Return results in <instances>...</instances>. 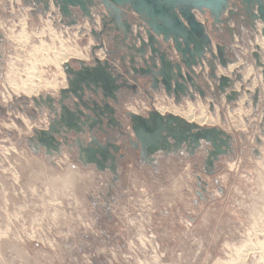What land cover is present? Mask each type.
<instances>
[{
  "label": "rangeland",
  "instance_id": "1",
  "mask_svg": "<svg viewBox=\"0 0 264 264\" xmlns=\"http://www.w3.org/2000/svg\"><path fill=\"white\" fill-rule=\"evenodd\" d=\"M11 1H0V264H264V36L251 39L244 31L246 41L238 39L245 56L244 69L236 71L244 81L236 82L242 95L235 103L216 93L180 103L162 94L129 96L126 103L120 97L118 115L126 136L108 128L107 120V134L94 129L99 142L118 148L109 149L101 171L80 161L78 143L85 141L87 147L88 132L70 135L61 153L35 148L34 131L47 130L55 116L33 99L59 97L67 88L64 65L91 62L92 38L48 17H29L27 9L20 14ZM20 34L28 38L12 39ZM228 38L222 42L234 46ZM61 40L79 47L87 60L70 57L62 63L65 81L59 77V83L65 87L18 94L12 84L27 79L30 54H39L43 46L59 47ZM98 55L104 58L103 52ZM38 67L41 81H51L59 71L51 64ZM157 104L180 109L202 104L216 123L201 126L231 135L232 151L214 167L208 163L212 146L207 143L194 155L184 146L144 160L129 143L128 136H135L127 112L146 116Z\"/></svg>",
  "mask_w": 264,
  "mask_h": 264
},
{
  "label": "water",
  "instance_id": "2",
  "mask_svg": "<svg viewBox=\"0 0 264 264\" xmlns=\"http://www.w3.org/2000/svg\"><path fill=\"white\" fill-rule=\"evenodd\" d=\"M24 3L41 9L44 17L51 13L53 5L60 24L70 29L88 24L94 42L91 62L76 60L77 67L71 63L64 65L68 85L59 91L58 98L47 94L33 99L38 108L48 105L55 116L47 130L34 131L39 143L36 151L45 147L49 154L61 153L70 135L86 136L88 132L91 141L87 147L83 146L85 141L78 143L80 161L84 165L96 164L101 171L106 170L102 161L110 155L109 149L118 148L109 141L106 145L99 142L94 129L100 124L101 131L107 134L104 120L108 128L115 127L112 120L116 119L117 110L113 105L120 104L123 93H136L139 87L146 86L176 103L184 98L195 102L197 95L204 101L216 94L225 96L228 103H235L242 95L235 89L236 82L244 81L242 74L234 71L229 77L218 75V71L221 67L228 72L230 65L238 64L240 58H229L230 49L222 41L228 36L231 44L236 43V37L242 42V27L248 30L251 39L264 36V0H24ZM3 42L0 32V60ZM99 52L106 55L105 59L99 58ZM210 108L213 109L212 103ZM127 115L135 136V140L128 136L129 143L144 160H153L161 152L171 153L184 146L194 155L207 143L212 146L208 150V163L214 167L220 156L232 151V137L221 128L204 127L171 113L162 115L154 108L146 116L133 112ZM122 136H126L125 132Z\"/></svg>",
  "mask_w": 264,
  "mask_h": 264
},
{
  "label": "bare ground",
  "instance_id": "3",
  "mask_svg": "<svg viewBox=\"0 0 264 264\" xmlns=\"http://www.w3.org/2000/svg\"><path fill=\"white\" fill-rule=\"evenodd\" d=\"M30 6H32V4ZM52 8L55 9L53 7V5H52ZM40 12H41V10H40ZM54 13L56 15L58 14L56 9H55V12H51V14H53V16H54ZM26 24L27 23L24 22L23 25L21 26L22 30H23L22 31L23 33H25ZM86 25L88 26V24H86ZM86 25H84L83 27H80L81 25H79L78 27H75V28H78L77 32H78V34L80 36H83L86 31L90 32V27L89 26L87 27ZM81 29H84V31L80 32ZM70 30H72V29H70ZM26 32H27V30H26ZM51 33H53V32L51 31ZM51 35H53V34H51ZM89 35L86 34V35H84V37L88 38ZM27 38L28 37L27 36L25 37L23 34H20V36L12 37V39L14 41H19V42L21 40L27 39ZM92 41H90V43ZM60 42H59L60 43L59 47H57V45H52L50 47L43 46V48H41L42 50H41V52H39V54L37 52L30 54L29 62H31V63H30L29 71L27 72V75H28L27 79L23 80L21 85L12 84L14 90L18 94L23 92V93H26L27 95L30 96L32 94H38L41 91L42 88H48V89L55 90V89H58L60 86H64L65 87L66 86L65 83H64L65 75L63 74V71H62V68H61L62 63H66L70 59V57H72V58L73 57H77V58H82V59L84 58V59L87 60V57L83 53L80 52L81 50L78 49L79 47L73 49L72 47L71 48L67 47L66 44H64L65 41L62 42V40H61ZM89 47H88V49H89ZM90 49H91V47H90ZM90 56H91V54H90ZM105 56L106 55L104 54V59H105ZM39 64L40 65L51 64V65H54L55 67H58L59 71L55 75L54 79H52L51 81H41L42 80L41 79V72L39 70L40 68L38 67ZM59 77H63L64 81H62V83H59L60 82L59 81ZM37 81H39V84L37 83ZM201 105H197V107L194 106V105H189V107H187V109H180V108H178V107H176L174 105L165 106L164 104L163 105H160V104L158 105L157 104L155 107H156V110L159 113H161V114H165L167 112L168 113H172L174 115H177V116H180V117L186 119L189 122H194V123H196L198 125L215 124L216 121L212 117L207 115V113L204 111L205 110L203 108L204 106L203 105L201 106ZM261 249H262V252L264 253V243H263V245H261Z\"/></svg>",
  "mask_w": 264,
  "mask_h": 264
},
{
  "label": "crops",
  "instance_id": "4",
  "mask_svg": "<svg viewBox=\"0 0 264 264\" xmlns=\"http://www.w3.org/2000/svg\"><path fill=\"white\" fill-rule=\"evenodd\" d=\"M0 1H2V0H0ZM18 0H12L11 1V3H12V6H15L14 8L16 9V12H18V13H20V14H23L24 13V11L26 12V9H27V13H28V15H29V17H32V16H38V15H40L41 17H43L42 16V14H41V12H40V10L41 9H37V8H35V7H32V6H30V5H25V3H24V0H20V5H21V7H19L17 4L15 5V3L17 2ZM9 9H10V7H9ZM51 12H55V9H51ZM48 18H50V19H52L53 21H54V24H56V23H59L60 24V16L57 14L56 16H53V14H48V16H47ZM46 17V18H47ZM2 23V22H1ZM0 23V24H1ZM78 28H72V30H77ZM242 30H243V32L244 31H248L246 28H244V27H242ZM89 31H86L85 33H84V35L85 34H87ZM88 35H89V33H88ZM242 39H243V41L245 42L246 41V38H243L242 37ZM244 42H242V44L244 43ZM251 42V41H250ZM94 43L92 42V45H93ZM228 47H229V58H231V59H237V58H240V61H239V63L238 64H234V65H230V68H229V71H228V74L229 73H232V72H234V71H236V70H238V69H240V65L242 64V62L244 61L243 60V56H245V51H244V53L242 52V48L240 49V41H238V38L236 37V43H235V45L233 46V48H232V46L231 45H228ZM104 59V58H103ZM102 59V60H103ZM236 65H237V67H236ZM232 66H235V68L232 70L231 69V67ZM240 66V67H239ZM197 71H199V69L197 70ZM206 71H208V68H206ZM222 73L223 74H225L226 75V72L225 71H223L222 69H221V67H219V71H218V75H222ZM142 85H144L143 83H142ZM238 85V84H237ZM146 91H149L148 92V94L146 93ZM150 95H153V96H157L158 95V93H156V92H154V91H152V90H150V88H148V87H146V86H141V87H139V89L136 91V93H132L131 91H126L125 93H123L122 95H121V101L123 102V103H126L127 101H129L130 99L128 98L129 96H132V98L133 99H136V97L137 98H141V99H148L149 97H150Z\"/></svg>",
  "mask_w": 264,
  "mask_h": 264
},
{
  "label": "flooded vegetation",
  "instance_id": "5",
  "mask_svg": "<svg viewBox=\"0 0 264 264\" xmlns=\"http://www.w3.org/2000/svg\"><path fill=\"white\" fill-rule=\"evenodd\" d=\"M131 92H133V91H131ZM113 106L115 107V109L117 111H116V115H115L116 119H113L112 120V125H115V127L114 126L113 127L116 128V130H117V132L119 134V133L122 132V129H121L122 123L120 121V116L118 115L119 114L118 112L120 110V104H118L117 106H115V105H113ZM97 126H98V128H101V125L100 124H98Z\"/></svg>",
  "mask_w": 264,
  "mask_h": 264
}]
</instances>
